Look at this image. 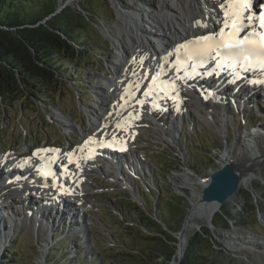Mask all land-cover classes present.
Returning a JSON list of instances; mask_svg holds the SVG:
<instances>
[{
	"label": "rangeland",
	"instance_id": "374dc122",
	"mask_svg": "<svg viewBox=\"0 0 264 264\" xmlns=\"http://www.w3.org/2000/svg\"><path fill=\"white\" fill-rule=\"evenodd\" d=\"M118 1L123 2V5L122 3L121 5L119 4L122 9L136 6L133 4V0ZM147 1L148 5H150L149 8L156 12V9L160 5V0ZM83 3L87 6L90 4V9L97 7L102 13L98 18L93 17L96 19L95 22L88 20L87 23L89 24H86L84 34L89 36L87 38L92 37L96 41H99L100 44L88 39L87 42L94 45L95 48L92 51H90L91 49H87L84 50L85 53L84 51L81 53L80 61L82 65L78 67L79 71L76 75L83 80H75V84L78 86L79 84H84V88L79 86V89L73 84L68 85L61 93L55 94L53 99L55 100L54 104L50 106H45L36 98L30 97L22 105L16 101L10 106L8 104L10 102L8 97L0 98V150L13 148L17 151L26 152L30 149V145L32 147L43 144L71 145L78 141L80 135L87 132L93 126L94 117L100 113L102 108L100 101L101 95H103L101 92L103 84L106 83L109 77L113 76L114 67L122 65L120 61H122L124 53L120 52L117 47L118 39L127 43L129 52L133 53L134 51L131 49L128 39L122 38L119 35L122 28L113 0H57L56 13H59L66 6L73 12L77 10L83 11L81 9V4ZM137 4L140 8L148 9L146 5ZM82 13L85 14V12ZM210 102L212 105H215L212 101ZM251 103L254 104V102ZM258 103L264 107L263 98H260ZM256 106L258 107L259 104ZM261 106L258 108L240 106L246 112H253V127L251 129L248 128L243 115H241L244 112H237V103L236 106H232L234 110L221 109L219 106H216L215 109L208 106L209 110L206 108H194L190 113V117L186 118L184 124L181 121L175 122V126L178 124L177 127H179L175 135L166 134V132L161 131L158 128L160 127L159 124H157L158 126L147 125L144 127L138 145L143 150L140 154L142 159L138 156L141 161L143 160V166L141 170H138V174H136V177L139 179L130 176L128 173L115 172L117 176L122 177V182L127 181L134 187L136 192L133 190L132 194L130 189L126 190L123 185L126 182H120L117 177L114 179L115 183L108 182L111 175L105 174V171H101L102 169L96 173H92L89 179V185L91 186L89 189L91 190H88L90 196L86 198V202L83 205V208L88 212V216L86 217L84 213L79 212L83 217L82 219L86 217L91 226L85 229L84 224L81 225L84 229V234H81L82 232L74 233L73 231L69 233L73 236L74 244L80 246L82 255H78L77 250L72 245H69L66 252L68 259L71 261L78 260V264H83L84 260H87L86 264H109L108 257L113 253L107 255L106 253H100L103 249L109 250L113 247L109 242L110 236L108 233L117 232L116 229L119 226L121 228L119 223L121 220L115 216L114 212L126 214L128 217L127 221L130 222L124 223V231L121 233V236L131 245L141 248L140 244L143 242V239L136 230L130 229L134 225L132 223L133 217L138 214L135 212L133 206H129L132 205L130 201L138 205H140V202H143L148 214L155 213L153 211L155 208L158 209L160 205L165 209H169L171 215L165 218V221L169 225H171L170 220L172 216L175 219L177 218L175 216L183 217L185 220L188 212L193 210L195 203L201 197L202 186L183 184L184 181L189 180L191 184L193 181L202 182L208 179L212 173L224 165L221 157L224 156L225 152L230 151L236 157L235 159L240 161L251 159L252 151H255L254 154L256 152L259 154H261L260 152L264 153V108ZM259 127L261 133L257 138H253V133L257 134L259 132H254V130ZM134 158L136 156L129 158V160L132 161ZM256 173L257 176L251 182L241 189L239 188L236 196L217 210L212 217L213 220L220 223V225H226L219 218L224 214L231 216V212L234 214V210H239L238 207L233 206L235 203L241 202L244 204L247 202L242 197L245 191L254 193L252 201L255 204H258L260 200H264L261 197L264 188V170L256 171ZM165 185L168 189L163 188ZM150 192H152V196L149 194ZM196 192H200L199 197H197ZM3 193H5L4 196L10 197V200H12V204L8 203V205H13L14 216L16 218H23L25 211L18 212L17 210L21 206H17V200H14L19 194L17 195V193L9 191L0 193V196H3ZM165 194L166 197L164 196ZM180 197H184L185 199H180ZM18 198L20 199V195ZM159 200L161 204H159ZM0 202L2 203V201ZM125 202L128 205H125ZM123 205L126 206V210ZM151 210L152 212H150ZM190 215L186 230L189 228ZM47 218L52 219L51 217ZM237 219L239 220L240 218ZM103 220L108 223V226H105ZM184 220L179 225V229H174V227L168 224L164 226L170 231H175L174 234H178L183 228ZM18 221L21 223L22 228L19 227V224L12 229L13 231L9 230L10 239L7 240L6 246L2 247L0 264H2L3 257L10 248H19L15 250L16 253L12 257L24 259L23 261H27V264H40V262L41 264H49V261L54 264L63 263L60 261L61 256L49 257V254L53 248H56L57 242L61 240L60 237L64 234L62 228H67L68 222L62 220L61 226H56L53 232H48L43 231V225L41 228H37L36 223L31 226L29 222L22 224V220L18 219ZM230 224H233V222L230 221ZM248 224L251 226L248 229L233 227L230 231L224 230L222 233H219L209 220L206 221L202 217H197L191 222V229L188 232L185 230V243L187 242L188 244L189 238L194 233L200 232L202 228L209 229L212 237L211 244L216 243L214 250L217 252L218 258L224 259L229 264H264V214H257L256 218L249 219ZM165 231L168 232L167 230ZM52 233L54 234L52 235ZM66 234L68 233L66 232ZM174 234H171L174 236V242H164L166 249H163L165 250L163 254L169 255L171 251L170 246H174L176 250L174 255L175 260L178 261L180 237ZM92 237L100 240V242L98 241V245L94 246L90 244ZM15 239L18 240L14 241ZM73 239L71 240L72 242ZM46 242L49 244L46 245V250L42 252L44 249L43 245ZM62 248L63 245L59 244L58 250H62ZM63 253L65 254V250ZM159 253L156 255L158 256ZM83 254L85 255L83 256ZM102 256H106V258L102 259ZM78 257H82V259ZM161 260L159 259L158 262H161ZM15 264L22 263L16 259ZM170 264H175V262L171 260Z\"/></svg>",
	"mask_w": 264,
	"mask_h": 264
},
{
	"label": "trees",
	"instance_id": "16d2710c",
	"mask_svg": "<svg viewBox=\"0 0 264 264\" xmlns=\"http://www.w3.org/2000/svg\"><path fill=\"white\" fill-rule=\"evenodd\" d=\"M90 4L89 6L81 4L83 11L77 10V13L69 10L67 6L56 13L57 0H0V98L8 97L10 106L16 101L22 105L29 97L36 98L45 106H50L54 104L55 94L61 93L68 85L73 84L83 88V84L79 86L75 84V80H83L76 75L79 71L78 67L82 65L81 53L87 49L94 50L95 46L88 43V39L99 43L92 37L87 38L89 36L84 34L86 24H89L88 20L95 22L96 19L93 17L98 18L102 15L97 7L90 9ZM152 192L149 193L151 196ZM242 195L247 200L245 202L247 204L237 205L239 210H236L234 214L231 212L229 216L223 213L224 215L219 218L226 225H220L213 220L219 233L224 230L230 231L233 227L248 229L251 227L248 224L249 219L256 218L258 211L264 213V202L256 206L252 201L251 192L245 191ZM164 196L166 197V194ZM130 203L132 205L129 206H133L138 213L133 217L134 225L130 229L136 230L141 236L142 247L131 245L121 236L124 223H130L127 221V215L121 213L120 216L117 214L115 216L121 220L119 223L122 230L119 226L116 229L117 232L108 233L109 242L113 247L109 250L103 249L100 254L113 253L108 257L109 264H170L176 253L174 246H170L169 255L163 254L164 242L175 241L172 236L175 231H170L164 226L168 224L165 218L171 215L170 210L160 205L153 211L155 213L148 214L143 202H140V205L133 201ZM159 204H161L160 200ZM125 205L128 204L125 202ZM125 205H123L124 209ZM179 205L181 206L180 203ZM175 217L177 218L172 216L171 225H168L179 229L184 218ZM230 221L233 224H230ZM103 222L105 226H108L107 222L104 220ZM210 234L209 229L205 228L194 233L188 240L186 252L180 264H229L217 257L218 254L214 250L216 243L211 244ZM16 240L18 239L14 241ZM98 241L100 242L98 238H93L94 246L98 245ZM59 244L52 249L49 257L61 256L60 261L63 263L59 264H78V260L71 261L67 254L63 253L64 250L67 252V246L64 245L62 250H58ZM16 249L19 248H10L6 252L2 264H15L16 259L22 264H27V261H23L24 259L12 257ZM77 253L80 254L78 251ZM16 256L19 257L18 254ZM78 258L82 259V257ZM105 258L106 256H102V259ZM159 259H162L163 263L158 262ZM86 262L87 260H84L83 264ZM48 263L50 264L51 261Z\"/></svg>",
	"mask_w": 264,
	"mask_h": 264
},
{
	"label": "bare ground",
	"instance_id": "6f19581e",
	"mask_svg": "<svg viewBox=\"0 0 264 264\" xmlns=\"http://www.w3.org/2000/svg\"><path fill=\"white\" fill-rule=\"evenodd\" d=\"M113 2L117 9L118 16H119V23L122 28L119 35L122 38L128 39L129 44L131 45V49L134 52L133 53L129 52L127 43L119 39H118L119 42L117 44L118 49L120 50V52L124 53V57L126 59H129L133 56H135L133 57V59L134 58L137 59L138 55L141 54L140 56L143 59L142 61L145 62L147 69L151 72L157 69V67L150 66L149 62L153 61L158 64L162 63V62H157L158 60H152V59H155L153 57L151 59H148V53H150L152 56H155L158 51V46H155L153 42L159 41V44L162 45V47H165L166 49V52L164 54L166 53L171 54V52L173 51V49L176 47V45L179 42L185 41L186 39H191V38L200 36L202 34H206V32L216 29L214 20L223 18V13L220 12V10L217 7V4L212 2V0H160V5L156 9V12L149 8L150 5H148L147 0H133V4H135L136 6L131 7V8L129 7L128 9H122L120 7L121 2H119L118 0H113ZM137 3H140L141 5H146L148 9L138 7ZM257 4L259 5V3L256 0H253V10L255 9L256 6H258ZM197 20L207 22L209 27L208 28L195 27L194 22ZM168 59H171V58L162 56V60L160 61H168ZM121 66H119L120 68L114 67L115 68L114 71L117 73V79L115 82H117L118 79H121V78L123 79V83H124V80L126 82H131V78L133 77L129 72L126 73L125 77L121 76L122 71H123ZM174 77H177V76L174 75L173 79ZM179 80L182 82L185 81L184 84L186 86H185V89L180 88L179 86H176L175 90H173L174 91L173 93H177L175 96L179 98L178 102L176 103L177 106H181L183 110H186L188 107H191V106L195 108H199V109H204V108H207V110L210 109L208 107V106L211 107L210 100H206V97L204 95L198 92L192 91V84H194V80H190V79L184 80L180 78ZM148 85H149L148 83H145L144 86L148 87ZM173 93L171 90H168V95L167 96L164 95V97L168 98V97L174 96ZM144 97H145L144 92H139L137 96L133 95L132 97H130L129 101L135 103L140 100H143ZM180 99H181V103H180ZM173 101H174V98H172V102ZM231 103L234 106H236V103H237L236 108H237L238 113H241V112L246 113V110H242L240 108V106L243 104L241 103L239 99L237 100L232 99ZM144 105L145 106L141 108L142 109L141 117L139 114L141 113V110L139 113H137L136 111H134L132 107H130L127 113L130 115V118L132 119V121H134L137 126H140L142 124H150V125L158 126L157 125L158 123L161 124L162 121L160 120L157 121L156 115L152 114L151 110L147 107V104L144 103ZM115 113L117 117L113 115L110 120V123H108L110 128H113V127L117 128V124L119 123L123 126L122 129H124L125 131H129L127 125L123 122H120L123 119L124 115H122L120 112H117V111H115ZM151 117L155 118V123L151 122ZM95 119L96 117H94V121ZM176 122L178 123L179 121H176ZM164 123H165L164 125H166V128H168V131H171L170 128H176L178 126V124L177 126H172L170 124V123L175 124V122H173V119H171L170 122L164 120ZM106 130L102 129L100 133L101 134L105 133ZM257 131H259L257 134L253 133V138L254 137L257 138L259 134L261 133L260 127L254 130V132H257ZM167 134L175 135V133L173 132H170ZM131 142H132L131 140H128L127 142H123V137H122L120 140H118L117 147H123L124 149H126V147L129 146ZM96 146L100 147L98 144H96ZM81 148H84V150L86 149L84 146H79L77 149H75L72 152V159L75 162L73 165H70V166L66 165V162L64 158L62 157V153L59 154V160L57 161V163H61V166L68 167L69 172L67 171V173L70 175V179L73 180V183L78 184V187L77 186L73 187V185H68L67 183H65L64 174H62V172H59L58 174V178H59L58 184L60 185L62 189L74 191V193L77 194L78 196L85 193L84 189L86 188L87 183L84 182V179L86 177H84L83 174H87L89 172L94 171L95 167L97 166V162H98L97 161L96 163H93L92 161L90 162L88 160L87 163H84V158L86 157H84L85 153L84 151H81ZM31 149H32V145H30V150ZM252 152H253L252 158L245 159L243 161L235 159L236 157L233 154H231L230 151L227 153L225 152L224 156L221 157L224 165L229 163L232 160L234 162L236 161L238 162L233 165H234L235 172L238 174V177L240 179V187H239L240 189L246 186L247 183L251 182L252 179L255 176H257L256 171L264 170V153L260 152L261 154H259L258 152H256V154H254L255 151H252ZM44 156L45 157L43 158V161L49 164L50 169H55V162H54L55 157H53L51 154H46ZM37 158L40 164V158L39 157ZM65 158H68V156ZM136 158L137 160L139 159L138 156H136ZM35 159L36 157L32 155H29L26 158L27 160L25 161L26 172L24 173L25 177H23V181H22L23 186L20 187V190L22 193V197L20 199L28 197L27 192H29L30 190L31 192H33L32 187L36 185L35 182L37 181V178H39L38 176L39 167H35L34 165L33 167L31 166V168L29 169L30 165H32L33 163L37 164L34 162ZM111 161H109V164H112ZM77 164L79 165V167H77ZM40 178L43 179L42 176ZM121 178L122 177L117 176V179L120 180V182H122ZM113 179H116V177H113ZM186 182L184 181L183 184L199 186V185H204L205 180H203L202 182L193 181L191 184L189 180ZM196 193H197L196 194L197 197H199L200 192H196ZM18 197L14 198V200L16 201ZM10 199L11 198L8 196H4V195L0 196V201H2V203L0 202V205H2V208L0 210V253L3 251L2 247L4 245L6 246V244L8 243L7 240L10 239L9 234H8L9 230H12L14 227H17L19 224H20L19 227L22 228V225L21 223H19L18 219L22 220L21 221L22 224L24 222H29V224L32 226V224L36 223L37 228L38 227L41 228L43 225L44 227L43 231H48V232H53L54 230L53 225H55L56 222H61L62 220H67L68 222L70 221V223L73 222L72 221L73 217L70 214L63 213L61 216L60 215L57 216V219H55V222L53 224L52 223L47 224L45 223V220L42 223L44 219L43 214L46 212V209H42V210L38 209L36 211H32L30 216H28L29 210H25L24 212L25 216L23 218H16L12 213L10 214L4 213V212H8L7 209L9 208L8 206H6V204L12 203L11 202L12 200ZM75 204L80 205L78 203H75ZM220 207L221 206L215 202L203 200L202 194H201V197L198 199L197 203H195L193 210L189 213V215L191 214L190 220H189L190 224L188 225L189 228L186 230V232H188L191 229L190 227L191 222L195 218L202 217L204 218V220L210 221V219H212V217L215 215V213ZM3 213L5 216L9 218H4ZM189 215H188V219H189ZM6 220H9V221H6ZM79 229H80V232H82L81 234H83V230L81 228ZM53 234L54 233H52V235ZM50 240H51V237H50ZM48 244L49 243L46 242V244L43 245L44 249L42 252L46 250V245ZM181 248L183 249V246H181Z\"/></svg>",
	"mask_w": 264,
	"mask_h": 264
},
{
	"label": "snow or ice",
	"instance_id": "6c2138e0",
	"mask_svg": "<svg viewBox=\"0 0 264 264\" xmlns=\"http://www.w3.org/2000/svg\"><path fill=\"white\" fill-rule=\"evenodd\" d=\"M223 11V19H217V23L222 26L219 31H211L209 34L200 35L193 39L187 40L181 43L176 48V52L181 55L177 56L176 71L179 73L183 70L184 75L179 77L180 79L189 80L197 75L196 69L202 66L208 59L215 61V69L213 70L216 75L220 72L231 69L235 70L237 67L244 69L259 67L264 69V10L252 12L253 0H223L219 5ZM251 13V14H249ZM258 21L259 31L257 30ZM195 27L208 28L207 22L197 20L194 22ZM245 29H251L247 35L241 38V33ZM189 68L191 71H189ZM208 75H212L213 72H208ZM236 79H240L239 73H234ZM161 73L151 77L152 83L148 85L147 90L144 92L145 97L156 94L157 92L168 95V90H175V84L167 81L159 80ZM234 83L235 80L230 81ZM258 83H264V81H258ZM133 86H130V88ZM135 88H139V84L134 85ZM128 95L131 94L129 89H126ZM124 97H122L123 99ZM143 105L144 101H138ZM123 127L121 124H117V128ZM117 137L113 136L112 141H116ZM89 144H98L100 147H113L112 142H100L93 137H89L85 141V148H88ZM120 151L125 149L121 147ZM40 151L48 152L50 149H42ZM84 151V148H81ZM94 149L88 148L87 159L93 157ZM68 162L73 163L72 153H68ZM43 159V158H42ZM23 166V165H21ZM77 167L79 165L77 164ZM39 174L42 177L54 175L50 169L45 170L44 167L38 169ZM44 186H47L46 184ZM55 186V185H54Z\"/></svg>",
	"mask_w": 264,
	"mask_h": 264
},
{
	"label": "water",
	"instance_id": "95a60500",
	"mask_svg": "<svg viewBox=\"0 0 264 264\" xmlns=\"http://www.w3.org/2000/svg\"><path fill=\"white\" fill-rule=\"evenodd\" d=\"M122 5L123 2L121 1ZM116 10V8H115ZM237 163L234 162L233 160L230 161L229 163L225 164L224 166H221V168L217 169L214 173L210 175L208 179H205V183L202 186V199L207 200L210 202H215L219 204L220 206L224 205L225 203L229 202L232 200L234 196H236L237 192L239 191L240 187V179L238 177V174L235 172L234 165ZM263 193L262 196L264 199V188H263ZM254 193L252 192V196ZM244 195H242L243 197ZM260 202H264V200H260L258 204H255L256 206H259ZM247 204V203H244ZM237 205H243V203H235L233 206ZM234 208V207H233ZM190 211L185 217L184 220V225L183 228L181 229L180 233H175L174 235L180 237L179 238V245H178V255H179V260H175V256L173 257V261L175 264H180L181 261L183 260V254L186 252L187 248V242L185 243V230L187 226V221H188V215ZM262 213L261 211H258V214ZM264 214V213H263ZM213 219H210V223L212 224L213 227ZM186 245V246H185ZM183 246V249L181 248Z\"/></svg>",
	"mask_w": 264,
	"mask_h": 264
}]
</instances>
